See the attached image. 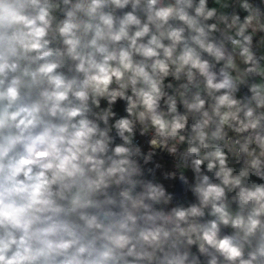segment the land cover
Returning <instances> with one entry per match:
<instances>
[{
	"label": "clouds",
	"instance_id": "9594fccd",
	"mask_svg": "<svg viewBox=\"0 0 264 264\" xmlns=\"http://www.w3.org/2000/svg\"><path fill=\"white\" fill-rule=\"evenodd\" d=\"M0 264H264V0H0Z\"/></svg>",
	"mask_w": 264,
	"mask_h": 264
}]
</instances>
